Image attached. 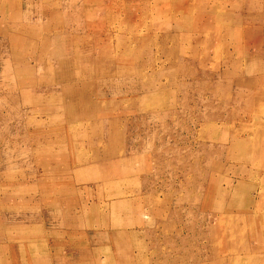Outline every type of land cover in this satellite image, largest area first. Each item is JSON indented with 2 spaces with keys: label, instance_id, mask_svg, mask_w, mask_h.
<instances>
[{
  "label": "rangeland",
  "instance_id": "374dc122",
  "mask_svg": "<svg viewBox=\"0 0 264 264\" xmlns=\"http://www.w3.org/2000/svg\"><path fill=\"white\" fill-rule=\"evenodd\" d=\"M257 93L264 0H0V264H264Z\"/></svg>",
  "mask_w": 264,
  "mask_h": 264
},
{
  "label": "bare ground",
  "instance_id": "6f19581e",
  "mask_svg": "<svg viewBox=\"0 0 264 264\" xmlns=\"http://www.w3.org/2000/svg\"><path fill=\"white\" fill-rule=\"evenodd\" d=\"M206 12L205 13V16L207 15V11L206 9L203 10V12ZM208 16V15H207ZM204 18V15L203 17ZM131 19H133V17H131ZM170 28V27H169ZM176 28V27H175ZM228 28V27H227ZM235 30V29H234ZM233 30V31H234ZM223 31V30H222ZM223 36V35H222ZM16 55V54H15ZM121 59V58H120ZM22 61V60H21ZM26 64V63H25ZM27 67V66H25ZM256 83V82H255ZM255 86V85H254ZM258 94V98L260 99L262 96H264V93H257ZM260 96V97H259ZM71 97V96H70ZM256 98V97H255ZM256 99L253 100V102L255 101ZM249 127V126H248ZM235 129V128H234ZM247 129V127H246ZM240 132V131H239ZM247 133V132H246ZM235 134V133H234ZM249 134V133H248ZM229 137V136H228ZM229 139V138H228ZM227 139V140H228ZM233 139V138H232ZM236 139V138H235ZM226 140V139H225ZM226 140V141H227ZM230 140V139H229ZM248 140L250 143L252 142V144H254L255 146L251 149V151L248 149L247 146H244L240 148V153L239 155L236 156L237 160L242 162L243 163V168L244 169L248 164L252 163V161L254 160V156H255V152H257V145L260 143L259 141H261V137L257 138V135L254 134V138L249 140V139H246ZM241 144V143H240ZM261 146V145H260ZM241 163V164H242Z\"/></svg>",
  "mask_w": 264,
  "mask_h": 264
}]
</instances>
